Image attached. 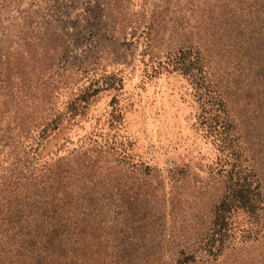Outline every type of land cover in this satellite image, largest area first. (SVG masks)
<instances>
[{
	"label": "trees",
	"instance_id": "obj_1",
	"mask_svg": "<svg viewBox=\"0 0 264 264\" xmlns=\"http://www.w3.org/2000/svg\"><path fill=\"white\" fill-rule=\"evenodd\" d=\"M124 4L104 0L89 12L103 31L100 47L114 49L107 52L110 64H117V48L138 45L154 73L179 71L209 107L203 123L229 167L221 166L209 227L193 240H187L192 233L173 231L136 239L126 231L96 230V185L111 182L118 164L101 152L38 157L32 146L42 145L62 121V114L48 115L43 99L52 82L43 78L53 74L69 46L52 31L17 32L0 46V264H205L237 245L264 242V0H177L174 9L152 2L132 15ZM92 60L79 70L89 74L88 68L101 67V56ZM33 70L37 81L28 76ZM117 82L116 75H106L90 90ZM87 100L83 95L73 102L67 117H75ZM155 238L173 246H130Z\"/></svg>",
	"mask_w": 264,
	"mask_h": 264
},
{
	"label": "rangeland",
	"instance_id": "obj_2",
	"mask_svg": "<svg viewBox=\"0 0 264 264\" xmlns=\"http://www.w3.org/2000/svg\"><path fill=\"white\" fill-rule=\"evenodd\" d=\"M103 2L0 0V46L17 32L47 31L61 36L69 46L58 57L53 74L47 73L43 78L45 82L49 76L48 83L52 82L43 99L49 102L48 115L62 114V121L56 130L48 132L42 145L32 148L37 149L43 161L74 152H101L112 165L118 164L111 182L96 185V220L100 222L96 230L100 234L126 231L137 239L141 235L164 237L173 231L192 233L187 240H193L194 235L208 229L212 206L221 190V166L229 168L213 142L209 124L203 123L209 107L179 71L165 67L154 73L148 57L141 59L138 45L117 48V64H110L107 52L114 49L100 47L103 31L89 13L103 7ZM152 2H168L174 9L177 0H125L124 7L132 15L151 7ZM97 54L101 56V67L88 68L93 70L89 74L81 72L79 66L87 67ZM29 62L34 64L33 60ZM46 64L37 66L45 68ZM111 74L119 80L117 86H100L99 91L92 93L95 80ZM28 76H32V81L40 77L35 70ZM83 95L87 102L81 103L75 117H67L69 106ZM30 143L26 145L31 148ZM171 220L175 221L174 229ZM158 241L142 240L130 246L156 251L173 246L163 244L164 238L162 244ZM204 263L264 264V242L237 245Z\"/></svg>",
	"mask_w": 264,
	"mask_h": 264
}]
</instances>
